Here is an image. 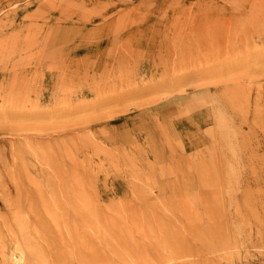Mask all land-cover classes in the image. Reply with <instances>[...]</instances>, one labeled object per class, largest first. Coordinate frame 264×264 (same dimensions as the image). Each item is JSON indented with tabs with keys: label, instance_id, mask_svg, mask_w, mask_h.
I'll list each match as a JSON object with an SVG mask.
<instances>
[{
	"label": "rangeland",
	"instance_id": "374dc122",
	"mask_svg": "<svg viewBox=\"0 0 264 264\" xmlns=\"http://www.w3.org/2000/svg\"><path fill=\"white\" fill-rule=\"evenodd\" d=\"M0 264H264V0H0Z\"/></svg>",
	"mask_w": 264,
	"mask_h": 264
}]
</instances>
